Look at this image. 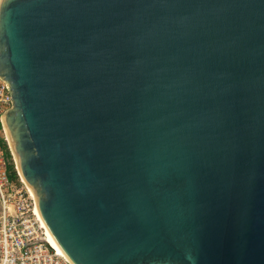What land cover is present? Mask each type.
<instances>
[{"label": "water", "instance_id": "obj_1", "mask_svg": "<svg viewBox=\"0 0 264 264\" xmlns=\"http://www.w3.org/2000/svg\"><path fill=\"white\" fill-rule=\"evenodd\" d=\"M0 77L71 264H264V0H3Z\"/></svg>", "mask_w": 264, "mask_h": 264}, {"label": "built area", "instance_id": "obj_2", "mask_svg": "<svg viewBox=\"0 0 264 264\" xmlns=\"http://www.w3.org/2000/svg\"><path fill=\"white\" fill-rule=\"evenodd\" d=\"M12 106L8 85L0 77V139L7 145L1 114ZM18 177L16 182L9 179L0 145V264H71L46 240L35 198Z\"/></svg>", "mask_w": 264, "mask_h": 264}, {"label": "trees", "instance_id": "obj_3", "mask_svg": "<svg viewBox=\"0 0 264 264\" xmlns=\"http://www.w3.org/2000/svg\"><path fill=\"white\" fill-rule=\"evenodd\" d=\"M0 145L3 149L4 157H5L6 164H7V175L9 177V179L16 182L19 180V177H18L17 170L15 168V164H14L10 149H9L6 141L2 138L0 139Z\"/></svg>", "mask_w": 264, "mask_h": 264}, {"label": "bare ground", "instance_id": "obj_4", "mask_svg": "<svg viewBox=\"0 0 264 264\" xmlns=\"http://www.w3.org/2000/svg\"><path fill=\"white\" fill-rule=\"evenodd\" d=\"M6 139H7V141H8V143H9V140H8V138L6 137ZM9 146H10V143H9ZM11 147V146H10ZM18 169V168H17ZM18 172H19V170H18ZM21 176V175H20ZM21 178V180L24 182V180H23V178L22 177H20ZM25 183V182H24ZM25 185H26V183H25ZM26 187L28 188V190L31 192V194L34 196V194L32 193V191H31V189L26 185ZM46 231H47V237H46V240L50 243V245L51 246H53L55 249H57L60 253H61V251L59 250V248L57 247V245H56V243L54 242V240H53V238L51 237V235L49 234V232H48V230L46 229Z\"/></svg>", "mask_w": 264, "mask_h": 264}, {"label": "rangeland", "instance_id": "obj_5", "mask_svg": "<svg viewBox=\"0 0 264 264\" xmlns=\"http://www.w3.org/2000/svg\"><path fill=\"white\" fill-rule=\"evenodd\" d=\"M5 135H6V132H5ZM6 137H7V135H6ZM8 146H9V143H8ZM9 148H10V152H12V149H11V147L9 146ZM12 154V158H13V161H14V164H15V168H17V166H16V162H15V159H14V155H13V152L11 153ZM17 170V172H18V169H16ZM19 173V172H18ZM19 176H20V174H19ZM21 177V176H20Z\"/></svg>", "mask_w": 264, "mask_h": 264}, {"label": "clouds", "instance_id": "obj_6", "mask_svg": "<svg viewBox=\"0 0 264 264\" xmlns=\"http://www.w3.org/2000/svg\"><path fill=\"white\" fill-rule=\"evenodd\" d=\"M0 3H3V0H0Z\"/></svg>", "mask_w": 264, "mask_h": 264}]
</instances>
